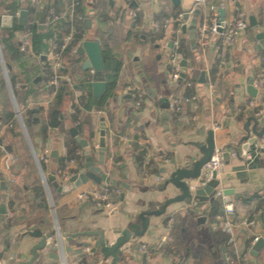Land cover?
I'll return each instance as SVG.
<instances>
[{"label": "crops", "instance_id": "crops-1", "mask_svg": "<svg viewBox=\"0 0 264 264\" xmlns=\"http://www.w3.org/2000/svg\"><path fill=\"white\" fill-rule=\"evenodd\" d=\"M13 1L19 5L16 13L10 11V3ZM80 1L86 16L84 25L86 20L90 21V27H85V41L94 40L102 44L101 36L105 38L110 36L109 44L113 47L114 54L122 61V68L115 96L109 101L106 109L91 112L82 109L77 130L83 139L89 141L93 149L92 158L97 163L101 119L105 120L106 152L103 170L112 179L128 185L129 189H122L124 201H121L120 196L113 210L96 211L80 202L78 194L99 190L106 186L105 183L88 181L71 193L59 194L51 184L47 187L43 182L32 153L33 165L42 183L44 197L37 199L35 206L30 208L26 201L33 197V179L27 176L28 168L24 165L21 140L16 130L3 125L0 140L11 148V154H0V185L3 179L7 187V191L0 188V203L4 202L8 211L7 216H0L2 230L0 251L5 250L2 244L4 235H11V241L14 243L17 236L27 227L40 220L49 221L43 227L47 231L56 226L68 233L100 230L113 241V229H123L129 221L137 222L136 218L141 212L161 209L166 200L179 194L172 186L165 189L167 174H163V170L173 169L170 165L173 159L177 162L183 161L185 155L189 153L199 156L200 153L191 144L204 143L207 131L213 129L216 148L228 155L225 160L223 159L222 172L217 175L219 184L216 191L222 190L223 195L235 205L234 219L238 227L234 231L233 242H228L227 247L216 246L213 242V232L219 230L215 227L222 216L217 217L214 222L208 218L204 224L198 215L186 211L185 204L172 205L165 215L150 217V234L147 233L142 238L123 246L124 256L121 264H143V254H146L145 264H199L204 258V264H229L231 252L236 255L239 264H264V248L258 258L250 254L251 249L246 252V244L250 239H254L253 246L255 239L264 238V137L256 138L250 143V139L255 136L251 132L253 121L250 123L249 131L245 130L249 119H264V90L258 91L255 98L247 93L249 85L254 87V80L264 59V50L258 49L256 39L257 33L264 30V0H236L248 21L252 16L256 19L258 29L254 30L249 25V29L230 48H217V42L203 54L198 48L194 58L187 59L188 67L183 82H173L170 79L169 54L165 45L169 46L171 41L179 42L182 38L189 40V34H184L182 28L175 26L174 15L178 9L181 13H188L192 0H180L178 6L172 0H133L128 7L120 6L116 0ZM208 1L209 4H219L222 0ZM225 1L227 2L225 19L232 21L235 9L230 3L231 0ZM61 2L66 5L64 9H58ZM68 4L70 0H42L40 6L34 5L31 0H0V33L9 37L12 35L10 32L12 28L3 26L5 16L13 17V23L15 18L25 19L28 17L29 7L34 5L36 14L42 15L47 21V10L50 8L58 9L65 16L69 15ZM23 11L26 12L25 18L21 17ZM200 11L198 29L209 14L205 9ZM137 13L140 25L134 27V14L137 16ZM162 15L168 17L166 37L156 44H152L147 36L138 39V30L145 29L147 35L155 28L156 17ZM192 19L194 14H190L187 21L183 19L182 25L189 26ZM40 28L45 30L46 25H41ZM176 33L175 40L173 35ZM21 34L22 32H16L15 39H20ZM155 45L160 47L156 48ZM174 48L173 45L170 50ZM217 55L222 57L225 64L220 67L215 82L212 83L210 66ZM85 60L86 57L81 56V62L74 64L70 69L71 73H75L76 80L70 78L71 94L65 97L61 108L63 128H48L45 136L40 133L41 125L33 128L34 144L30 145L31 151L32 147H36L39 153L47 152L49 156V161L45 163V171L42 169L46 182L48 175L54 173L57 180L65 184L72 175L84 170L85 161L77 172L79 165L75 160L65 161V169H61L59 160H66V145L72 139L69 129L76 128L70 114L72 105L78 104L81 96L75 82L82 79L81 74L84 71L81 66ZM45 62L49 64L47 55L38 57L29 54L22 56L19 63L16 62L11 68L13 73L19 76L24 71L32 78L33 84L37 77L41 78L37 73L43 69ZM202 71L206 72L205 84L199 83ZM79 75L81 79H78ZM134 86L144 90L141 101H137L130 92V88ZM188 88L195 99L185 104L176 117L170 108L168 110L162 108L166 101L170 104L172 97L187 95ZM54 98L55 94L48 92L47 87H44L27 98L25 107L35 109L42 107L44 112L40 119L43 121ZM239 113L243 114L242 121L237 119ZM262 126L264 123L260 120L257 129L261 130ZM142 152L145 153V160L149 157L158 158L156 162H152V167L146 174H143L145 167L141 169L136 161ZM5 157H8L6 165L3 164ZM194 186H199L198 181L193 183ZM10 201L15 203L18 210L15 215L9 208ZM216 201L222 207V200ZM251 215L254 220H249ZM21 217H24L23 221ZM10 218H13L14 223L8 228L6 224ZM250 222L252 224H249ZM28 242L33 244L36 240L28 239ZM64 243L65 247L72 249V253L66 255L68 264H93L99 260L97 255L79 258L81 239ZM139 244L142 245L136 249ZM171 244L172 252L168 251ZM222 248L225 249L224 252ZM86 251L88 250H84L83 253ZM46 252L47 250L42 252L37 264H60L59 260L44 254ZM224 256L227 257L226 263L223 260Z\"/></svg>", "mask_w": 264, "mask_h": 264}, {"label": "water", "instance_id": "water-1", "mask_svg": "<svg viewBox=\"0 0 264 264\" xmlns=\"http://www.w3.org/2000/svg\"><path fill=\"white\" fill-rule=\"evenodd\" d=\"M173 3L178 6L180 5V0H172ZM201 14L200 10H195L194 19H192L190 25H183L182 31L184 34H189L190 41V51L196 52L198 49L197 45V36H198V17ZM21 17H26V12H21ZM190 17L189 13H184L183 19L185 21ZM220 20L225 19V10L221 9L219 11ZM249 25L252 29H258V22L252 16L249 18ZM3 26L5 28L11 29L13 26V17L5 16L3 18ZM85 27H90V21H85ZM44 28V27H41ZM258 41V49L264 50V30L258 32L256 35ZM174 42L169 43L168 48L172 49ZM160 46H156L159 48ZM77 52L80 56H85L86 60L83 62L81 69L86 72L93 70L95 72L104 71V62L102 57V48L98 41L89 40L84 41L77 49ZM1 57V55H0ZM45 58V57H43ZM182 71L180 74V81L184 80L186 77V69L188 67L187 59H183L180 63ZM4 73L6 81L8 83L9 92L11 99L14 103V106L17 109L14 95L8 82L7 70L4 67ZM78 79H81V76H78ZM41 81L40 77H37L34 81V85H38ZM199 83H206V72L202 71L200 74ZM106 89L105 82H94L92 84V95L95 98H100ZM247 93L255 98L258 94V90L249 85L247 87ZM163 109L168 110L170 104L168 101L162 106ZM234 111L232 110V115ZM167 116V115H166ZM264 123V119L259 118V120L249 119L245 125V130L249 131L251 121L254 122V126L251 128L253 139H250V143H253L256 138L264 137V126L261 130H258L259 121ZM38 123V120H35ZM21 123V119H20ZM24 135L31 145L28 134L25 130L23 123H21ZM70 136L78 143V145L84 150V170L81 173H76L72 175L65 184L60 183L57 180L56 175H48L46 185L49 187V184L59 193L66 195L72 191L78 189L82 185L86 184L88 181H94L97 184L105 183L111 187H116L120 189L128 190L129 187L125 183L118 182L115 179H112L104 170L105 165V152H106V123L104 119H101V130H100V141L98 144V161L97 163L93 160V149L90 146L89 141L83 139L77 128L72 127L69 129ZM204 135V134H203ZM198 152L199 156H193L190 153L185 155L183 161L177 162L173 159L170 162V165L173 166L171 171L166 169L163 170V174H167V179L165 181V189L168 186L174 187L179 191V194L176 197L166 200L161 209L144 211L141 212L137 218V222L129 221L123 229H113L114 233L113 241L106 237L103 231H82L75 233H68L61 231L57 226L51 231L43 229L45 225L49 223L48 220L37 221L31 227H27L23 233L17 236V240L12 243L11 235H4L3 237V246L5 250L0 251V264H37L41 258L42 252L47 250L46 254L50 258L59 260L58 255V244L59 242L64 246L65 254H71L72 249L65 247V241H72L75 239H81L82 245L78 251L79 258H85L87 255H97L99 260L93 262V264H121L123 262V252L122 248L124 245L135 241L137 238H142L147 233L150 234V217H160L165 215L167 209L172 205H186V211L188 213H195L199 216V220L202 223H206L209 215V207L215 201L216 188L218 187L219 182L217 181V174L213 175V179L207 183L205 186H194L193 183L196 182L200 176L202 169L210 162L212 156L216 153H222L223 159L225 160L228 155L223 153L220 149L216 148L215 142V132L213 129L207 131L206 139L204 143H192ZM32 146V145H31ZM34 152L37 154L39 150L36 147H32ZM52 157H54L52 155ZM8 157H5L3 164L6 165ZM1 190L7 191V187L3 179H1ZM227 195V193H225ZM121 201H124V194L121 195ZM24 211V210H23ZM114 214V213H113ZM7 206L4 202L0 203V216H7ZM24 220V217H21V221ZM2 232L0 228V233ZM28 239L36 240L33 244H28ZM6 245V247H5ZM142 244H139L136 249L140 248ZM264 248V238H259L252 246L250 254L254 258H258L260 251ZM84 250H88L83 253ZM224 252L225 249L222 248ZM110 259V261H108ZM143 264L146 263V254L142 255ZM224 262H227V257H223Z\"/></svg>", "mask_w": 264, "mask_h": 264}, {"label": "trees", "instance_id": "trees-1", "mask_svg": "<svg viewBox=\"0 0 264 264\" xmlns=\"http://www.w3.org/2000/svg\"><path fill=\"white\" fill-rule=\"evenodd\" d=\"M65 3L61 2V5H59L58 9H64ZM70 6V4H68ZM62 6V7H61ZM68 6V8H69ZM56 10L53 8L54 11L60 14L59 10ZM19 10V5L16 2L10 3V11L12 13H16ZM75 16L71 20L70 16H62L60 20L56 22H51V20L45 21V18L42 15L36 14V7L34 5H31L29 7L28 17L25 19L21 18H15L14 23L12 26V29L10 32L12 35L10 37L8 35H4L0 33V46L1 51L4 55V60L6 61V70L9 77V83L14 95V99L16 102V106L18 109V112L21 116L22 123L27 131L28 137L30 139L31 144H34L33 141V128L36 126L41 125V135L45 136L46 131L48 128H63V122H62V105L65 101V97L71 94V91L69 89V82L66 80L59 81V85L55 87L54 85H51L50 82L55 77L54 70L45 62V65L43 66V69L38 71V75L41 76V83L39 85H33L32 84V78L26 74L24 71L23 73L19 75H15L12 71L10 60L7 61L6 57L8 59L12 58L13 61H16L19 63V60L22 56L26 54H34L38 57H42L43 55H47L50 49V44H56L58 47H61L64 43L67 37L71 36V40L68 42L65 50L62 53V60L64 69L62 71H59L57 74L60 76L71 78L72 80L75 79V73L70 72V69L74 64L81 62V56L78 54L77 49L82 43L85 41V25L84 20L86 16L84 15L82 11V3L80 0H78V5L75 11ZM126 12V10L124 11ZM135 13V12H131ZM182 14L180 10L178 9L174 15V18L177 19L178 16ZM30 15H33L31 17ZM166 15L158 16L156 17V25L153 30L150 31L146 36L148 40L152 44H156L163 40L165 36L166 31ZM135 22L133 23V26H139L140 25V18L139 14L137 13V16L134 17ZM41 25H46V29L42 30L40 28ZM158 26V27H157ZM175 26H178V24L175 22ZM16 32H22V33H29L31 34V49L29 51L23 52L21 51V47L18 40L15 39V33ZM4 33V32H3ZM109 36V35H108ZM173 38L175 40L177 39V33L173 35ZM102 39V57L104 62V71L103 72H95L93 75H91L90 70L83 72L81 74L82 79L80 81L75 82L76 89H79L81 92V96L79 97V103H74L71 107L72 111L70 114L71 121L76 128H78V121L79 116L81 113V110H85L88 112L91 111H103L106 109V107L109 104V101L115 96V90L118 85L120 72L122 68V61L117 57L116 54L113 52V47L111 44H109L110 36L105 38L104 36H101ZM156 46V45H155ZM217 46L221 47V43H219ZM172 52L176 54L182 55L183 58L186 59H193L195 52L190 51L189 47V40L188 39H180L178 42V46L175 47ZM225 62L222 59L220 55H217L210 66V76L212 83L215 82L216 76L219 73L220 67L224 66ZM168 71H171V68L168 66ZM94 82H105L106 89L104 94L100 98H95L92 95V84ZM183 82V81H182ZM44 85V86H43ZM44 87H47L48 92H52L55 94L54 102L48 109L45 118L43 121L40 119V115L44 112V109L42 107L35 108H26L25 102L27 98L36 92L42 90ZM4 80L1 76V69H0V94L3 97L4 100V108L2 112V116L0 117V127L3 125H6L12 130L17 131V136L21 140V150L23 154V160L25 161L24 165H27V171L29 177H32L33 183H32V192L33 197L32 199H28L26 201L27 205L30 208H33L35 206V201L37 199L44 197V189L42 186V183L38 177L37 171L33 165V159L30 154V151L28 147L26 146V143L23 140L22 133L20 131V122L18 120L17 112L12 108L11 103H9L8 98L5 96L4 93ZM187 89V95L192 96L191 92ZM137 101H141V98H137ZM258 113V111L256 112ZM174 117L178 115L173 113ZM38 120V123L35 122V120ZM40 119V121H39ZM175 119V118H174ZM237 119L239 121H242L243 114L239 113L237 116ZM67 157L66 160H59V165L61 166V169H65L66 164L64 165V162H70L72 160H75V162L78 163V170L82 167L85 157H84V151L83 149L78 145V143L72 138L71 141L67 143ZM0 154H11V148L9 146H6L3 144L2 140H0ZM145 153L142 152V154L139 155L138 159L136 160L138 165L143 168V164H145L144 159ZM42 164V169L45 171V163ZM9 208L11 212L15 215L18 210L15 208V203L13 201H10ZM222 216V207L221 204L217 201H215L209 210L208 218H210L211 222H214L217 217ZM249 220H254V217L251 215ZM14 223L13 218L8 219L6 226L10 228L12 224ZM213 242L216 246H225L227 247L228 243V236L224 234L221 230H216L213 232L212 235ZM254 239H250L246 244V252H248L253 243ZM173 245H169L168 251L172 252ZM229 264H239V261L237 260V257L234 253L231 252L230 258H229ZM205 258L201 259V263L204 264Z\"/></svg>", "mask_w": 264, "mask_h": 264}, {"label": "built area", "instance_id": "built-area-1", "mask_svg": "<svg viewBox=\"0 0 264 264\" xmlns=\"http://www.w3.org/2000/svg\"><path fill=\"white\" fill-rule=\"evenodd\" d=\"M117 3L122 7H128L133 3V0H116ZM34 5H41L42 0H31ZM231 5L235 9V17L232 21H227L224 19L223 21L220 20L219 11L221 9L226 8L227 2L222 0L219 4H209L208 0H192V6L190 8L189 14H194L195 10H207L209 12L208 16L204 20V22L199 26L198 29V36H197V45L200 50V53H205L206 50L210 49L214 43H221L222 48H230L233 47L241 36L249 29V21L243 11L240 9V6L236 0L230 1ZM78 5V0H70V6L68 10V14L71 17V20L75 16V11ZM64 14L57 13L52 8L47 10V19L51 20V22H56L62 18ZM136 15L134 14V17ZM184 13L180 14L176 19V22L179 28H182ZM180 31V30H179ZM31 34L29 33H22L19 39L21 51L26 52L31 49ZM71 40V36L67 37L65 43L58 47L56 44H50V49L47 54L49 58V66L54 70L55 77L50 82L51 85L57 87L59 85V81L66 80L70 82V78L60 76L57 73L64 69L63 60H62V53L65 50L68 42ZM216 43V45H218ZM174 46H178V42L174 41ZM219 48L220 46H216ZM216 48V49H217ZM165 49L168 51V66L171 68L170 71V79L173 82L180 81V74L182 71V67L180 65L181 61L183 60L182 55L176 54L172 52L168 48V45H165ZM91 75L95 73V71L90 70ZM254 87L258 91L264 90V59L262 61V65L258 71L257 77L254 80ZM130 92L135 99L141 98L144 95V90L141 87L134 86L130 88ZM194 97L188 95H180L174 96L170 102V110L177 114L180 113L185 104L191 103L194 101ZM139 104V103H137ZM252 106L253 103H250ZM18 120L20 122L21 116L18 112ZM71 112H73L71 110ZM22 123V120H21ZM20 123V124H21ZM2 137V129L0 127V139ZM34 160L40 170V174L42 176V180L46 183V179L44 173L42 171V164L47 163L49 161L48 153L45 154L35 153L32 149ZM158 160L157 157H149L145 160V170L143 174H146L152 167V162H156ZM73 163V162H71ZM224 168V160L222 155L219 152H216L210 162L202 169L201 176L197 180L199 186H205L213 179L214 174H219L222 172ZM122 194V189L111 187L106 185L99 190H93L88 192H82L78 194V200L82 203L89 205L92 209L100 212H110L113 210L117 203L119 202L120 196ZM216 199L222 200V217L219 219L218 223L216 224L217 229L221 230L225 234L229 236V243L233 242V235L235 229L238 227V224L235 222V205L232 201L228 200L224 195L222 190H217ZM249 224H252L250 222ZM258 239H255L256 242ZM58 255L60 264H68L67 257L65 254L64 246L59 242L58 244Z\"/></svg>", "mask_w": 264, "mask_h": 264}, {"label": "rangeland", "instance_id": "rangeland-1", "mask_svg": "<svg viewBox=\"0 0 264 264\" xmlns=\"http://www.w3.org/2000/svg\"><path fill=\"white\" fill-rule=\"evenodd\" d=\"M175 19V18H174ZM168 20V19H167ZM167 24V23H166ZM139 32V34L137 35L138 36V39L139 38H141V36H146V30L145 29H143V30H138ZM19 40V39H18ZM0 55H1V57H0V69H1V76H2V79L4 80V84H5V88H4V93H5V96L8 98V101H9V103H11V105H12V108L16 111V108H15V106H14V104H13V102H12V99H11V95H10V92H9V87H8V83H7V81H6V77H5V73H4V67H6V61L4 60V55H3V53H2V51H1V46H0ZM31 55V54H30ZM24 56H29V53L28 54H26V55H24ZM23 56V57H24ZM6 60L7 61H9L10 60V65L11 66H13V65H15L16 64V61H13L12 60V58H10V59H8V57H6ZM7 78H8V82H9V77H8V73H7ZM4 100H3V97H2V95L0 94V117L2 116V112H3V108H4ZM26 130V129H25ZM20 131H21V133H22V136H23V140H24V142L26 143V146L28 147V149H29V151H30V154H31V156H32V151H31V146H30V144L28 143V141H27V139H26V137H25V135H24V132H23V129H22V127L20 128ZM21 148V147H20ZM32 159H33V157H32Z\"/></svg>", "mask_w": 264, "mask_h": 264}]
</instances>
